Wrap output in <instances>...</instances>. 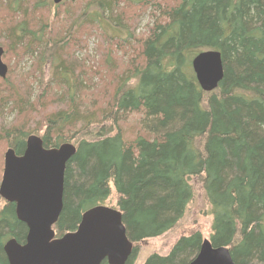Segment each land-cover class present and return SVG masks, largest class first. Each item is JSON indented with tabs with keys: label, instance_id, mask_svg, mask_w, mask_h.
<instances>
[{
	"label": "trees",
	"instance_id": "1",
	"mask_svg": "<svg viewBox=\"0 0 264 264\" xmlns=\"http://www.w3.org/2000/svg\"><path fill=\"white\" fill-rule=\"evenodd\" d=\"M82 1L83 14L52 19L46 0H0V46L15 61H4L9 71L0 77V151L22 154L31 135L46 148H77L56 236L75 231L115 192L133 264L141 242L182 221L198 179L212 245L229 248L236 264H264V0ZM92 4L98 11L90 15ZM146 13L151 27L136 37L129 25ZM104 22L127 28L130 39L105 45L95 34ZM204 50L223 59L225 75L212 92L192 68ZM0 202V264H9L5 243H25L28 227L15 203L1 195ZM204 239L199 230L182 235L144 264H190Z\"/></svg>",
	"mask_w": 264,
	"mask_h": 264
},
{
	"label": "water",
	"instance_id": "2",
	"mask_svg": "<svg viewBox=\"0 0 264 264\" xmlns=\"http://www.w3.org/2000/svg\"><path fill=\"white\" fill-rule=\"evenodd\" d=\"M64 0H53L60 4ZM0 46V77L6 78L9 66ZM197 81L205 92L218 88L224 78L222 54L204 50L192 59ZM71 143L46 148L42 139L31 135L26 149L5 153L0 195L16 204V214L28 227L25 243L16 238L5 245L9 264H127L134 244L127 236L122 212L99 205L87 210L75 231L56 237L54 225L63 210L65 171L76 154ZM190 264H236L227 247H214L208 238Z\"/></svg>",
	"mask_w": 264,
	"mask_h": 264
},
{
	"label": "rangeland",
	"instance_id": "3",
	"mask_svg": "<svg viewBox=\"0 0 264 264\" xmlns=\"http://www.w3.org/2000/svg\"><path fill=\"white\" fill-rule=\"evenodd\" d=\"M47 3L50 5L49 7V16L54 19L55 15L58 13H64L67 10L69 11H79L81 10L82 14L84 13L85 3L82 1L78 5V1L80 0H65V3H62L61 5L55 6L52 2V0H46ZM80 6V7H79ZM98 9L95 4H92L89 7V14L97 12ZM93 16V15H92ZM93 18H95L93 16ZM85 18L81 19V24L84 23ZM152 19L149 15V13L143 14L140 16L139 20L137 21L136 25H129L130 28L135 31V36H144L148 33L150 27H151ZM99 37H101L104 40V44H110L112 42H116V39H130V33L127 28H123L121 30H116L110 26V24H106L105 22L102 24L101 27H97V33H95ZM110 41H109V39ZM98 39L92 38L89 43V50L93 52L92 54H95V47ZM112 41V42H111ZM108 42V43H107ZM118 44V43H117ZM97 58V57H96ZM4 61L10 66L15 61H12L11 63L8 61V59H4ZM32 61V60H31ZM49 64H51L49 66ZM31 64H27L26 66L29 67ZM53 65L54 62L52 60L51 63H48L46 67L43 68L44 74L46 75L45 81L51 80V77L53 76ZM9 125L11 122L15 119V114L10 115L8 117ZM8 150V146H5L1 151V158H0V184L2 181L3 176V170H4V160H5V153ZM192 183L195 189V197L190 203L186 215L182 219V221L172 230L165 233L164 235L156 238H150L147 239L139 244L138 252L136 255L135 260L133 261V264H144L145 260L153 253H159V254H166L170 247L178 240L179 237L182 235H188L193 233L194 231H201L205 238H208L210 232H211V208L207 201L205 190L203 188V184L198 179H192ZM117 200V196L115 192L112 193L109 200L106 202L107 206H115ZM3 203L0 202V207H2Z\"/></svg>",
	"mask_w": 264,
	"mask_h": 264
},
{
	"label": "flooded vegetation",
	"instance_id": "4",
	"mask_svg": "<svg viewBox=\"0 0 264 264\" xmlns=\"http://www.w3.org/2000/svg\"><path fill=\"white\" fill-rule=\"evenodd\" d=\"M53 1V0H52ZM58 5V4H57Z\"/></svg>",
	"mask_w": 264,
	"mask_h": 264
},
{
	"label": "bare ground",
	"instance_id": "5",
	"mask_svg": "<svg viewBox=\"0 0 264 264\" xmlns=\"http://www.w3.org/2000/svg\"><path fill=\"white\" fill-rule=\"evenodd\" d=\"M53 3V2H52Z\"/></svg>",
	"mask_w": 264,
	"mask_h": 264
}]
</instances>
